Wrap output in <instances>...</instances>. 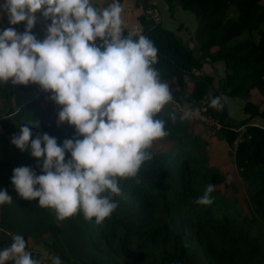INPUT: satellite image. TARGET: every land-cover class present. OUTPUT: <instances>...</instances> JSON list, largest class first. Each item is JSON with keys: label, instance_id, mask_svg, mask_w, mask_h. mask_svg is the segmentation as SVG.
<instances>
[{"label": "trees", "instance_id": "obj_1", "mask_svg": "<svg viewBox=\"0 0 264 264\" xmlns=\"http://www.w3.org/2000/svg\"><path fill=\"white\" fill-rule=\"evenodd\" d=\"M149 1L141 0L144 8L152 6ZM165 2L170 11L179 7L193 12L196 52L145 16L139 18L140 34L123 29V35L148 37L158 49L154 67L161 80L173 81L177 87L173 100L199 111L204 107L220 127L194 119L201 126L195 130L190 120L181 119L184 113L166 105L157 118L167 121L169 134L159 140H171L173 146L156 150L153 143L152 159L142 164L137 176L120 180L121 194L114 196L119 206L113 214L100 224L95 218L86 220L82 213L58 220L53 209L16 192L13 170L27 166L40 175L42 159L37 161L30 149L21 151L11 141L22 124L37 120L39 126L31 129L33 139L47 133L62 144L82 137H77L74 126L56 121L53 107L42 104L52 93L15 107L16 93L32 91L37 84L0 83V190L12 197V203L0 205V250L21 235L26 251L39 264H53L54 257L62 264H264V126L252 123L255 117L264 121V106L251 100L253 89L264 97V0ZM231 9L236 10L235 16H229ZM12 26L25 28L26 22ZM216 62L222 63L223 75L216 78L202 71L205 63ZM224 95L243 99L245 118L230 116ZM214 97L221 98L222 109L210 106ZM170 114H175V121ZM202 130H212L230 147L256 213L242 212L218 187L225 175L211 163L210 135ZM208 184L215 185L213 203L196 204Z\"/></svg>", "mask_w": 264, "mask_h": 264}, {"label": "clouds", "instance_id": "obj_2", "mask_svg": "<svg viewBox=\"0 0 264 264\" xmlns=\"http://www.w3.org/2000/svg\"><path fill=\"white\" fill-rule=\"evenodd\" d=\"M122 11L120 0L103 10L91 0H4L0 5L10 25L26 22L23 33L13 27L0 31V83L40 85L61 106L59 122L74 126L82 137L62 144L47 133L33 139L37 120L22 124L11 141L42 159L40 175L27 166L13 170L16 192L53 209L58 220L82 213L100 224L110 217L119 206L114 196L121 194L120 180L136 177L152 159L153 143L169 134L167 121L157 118L173 100L171 86L154 67L158 49L145 35H123ZM37 12L51 20L42 41L32 34ZM210 106L222 109L221 98H212ZM199 114L186 106L181 119ZM170 119L175 121V114ZM214 190L215 185H206L195 203L211 205ZM5 203L12 197L0 190V205ZM9 261L39 264L21 235L0 250V264ZM53 264L62 262L54 257Z\"/></svg>", "mask_w": 264, "mask_h": 264}, {"label": "rangeland", "instance_id": "obj_3", "mask_svg": "<svg viewBox=\"0 0 264 264\" xmlns=\"http://www.w3.org/2000/svg\"><path fill=\"white\" fill-rule=\"evenodd\" d=\"M161 1V0H160ZM161 3V2H160ZM161 14V25L162 27L172 31L176 32L177 27L181 24V22L184 24L185 27H183L182 32L185 34V40L187 41L186 44L189 48H191L194 52H196V43L194 38V30L196 28V18L191 10H185L181 8H175L173 11H169L168 8H158ZM236 10L231 9L229 12V16H235ZM191 31V32H190ZM190 34L193 36H190ZM214 66H211L210 63H205L202 67V71L207 74H212L217 78V75H223L224 73V67L222 64H215ZM219 69V72L218 70ZM217 72V73H216ZM163 82L168 83L171 86L172 94L174 91H176V85L173 81L170 80H162ZM216 83V82H215ZM192 87L191 83L188 82L187 89L190 90ZM18 93L16 94L14 98V106L18 105L20 101L23 99L25 100V97L23 96L22 99H18ZM225 104L227 105L228 112L231 117H233L236 120H240L245 118V114L242 111L243 106V99L240 97H232L228 95L223 96ZM251 100L260 107L264 106V97L260 94V92L256 89L252 90L251 93ZM42 104L44 106H51V101L44 100L42 101ZM186 103H178L174 100H172L171 103H169V108L171 110H179L181 113H184L186 110ZM57 109H61L60 107ZM56 109V110H57ZM56 110H53V115L56 117ZM193 118L190 119V122L194 124L195 130L201 129V126L198 123H194ZM213 119V118H212ZM200 120V119H199ZM215 120V119H213ZM201 121V120H200ZM252 123L260 124L264 126V121L260 119L259 117H255L252 119ZM208 126L215 127V124L206 122ZM203 135H210L208 136L210 145L208 146L209 153H210V161L214 165H217L219 169L224 173L225 179L223 183L218 185L221 191L227 192L231 197L234 204H236L242 212L247 213L248 215H251L256 213L254 210V206L252 201L247 196V191L245 186L242 183V180H240V176L238 174V169L234 160V156L231 152L230 147L224 142L219 139H216L215 136L212 135V130L210 131H204L202 130ZM154 148L156 150H167L173 146V141L163 139V140H157L154 142ZM234 199V200H233ZM48 264V263H44Z\"/></svg>", "mask_w": 264, "mask_h": 264}, {"label": "crops", "instance_id": "obj_4", "mask_svg": "<svg viewBox=\"0 0 264 264\" xmlns=\"http://www.w3.org/2000/svg\"><path fill=\"white\" fill-rule=\"evenodd\" d=\"M3 2H4V0H0V5H2ZM149 2H150L151 5H154L157 8H168V10H169V7H168L167 3L165 2V0H161V1L160 0H150ZM91 3L98 10H103L104 8H106L110 4H112V2H110L108 0H91ZM121 6H122V9H123V11L121 13V19L123 21L122 28L123 29H128L129 31H131L132 28L135 25H138V26L142 27V24L140 23L139 18H140V16H145V14H144L145 8H144L143 4L141 3V0H122L121 1ZM35 15H36V23H35V25H34V27L32 29V32L34 33V35L36 36V38L38 40L42 41L43 39L46 38V35H47L46 25L50 24L51 20L50 19L49 20H45V18L41 15L40 12H37ZM0 18L6 19V20L9 19V17H8L6 12H0ZM183 27H185V26L181 22V25H179L177 27V29H180V28L181 29L177 30L175 32V34H177L184 42H187L185 40V34L182 32ZM195 30H196V28H195ZM195 30H194V33H195ZM190 36H192V35L190 34ZM191 38H193V36ZM215 64H219L220 65L222 63L216 62V63L212 64L211 66H214V68H218V67H215L216 66ZM217 70L219 72V69H217ZM17 93L19 94L18 95L19 101H20V99H22L23 96L25 97V100L23 99L22 101H20V103L18 105H20L22 102H24L26 100H30V99L35 97L33 91L25 92V91L20 90ZM50 97H51V95L50 96H45L44 100L51 101L53 110H56L59 107L61 108V106L57 105L55 103V101H53ZM17 106L15 105V107H17ZM8 264H12V262L9 261Z\"/></svg>", "mask_w": 264, "mask_h": 264}, {"label": "built area", "instance_id": "obj_5", "mask_svg": "<svg viewBox=\"0 0 264 264\" xmlns=\"http://www.w3.org/2000/svg\"><path fill=\"white\" fill-rule=\"evenodd\" d=\"M144 14H145V17L147 19H150L152 20L154 23L158 24V23H161V14H160V11L159 9L152 5V6H149L147 8H145V11H144ZM9 27H13L15 28V30L18 32V33H23L25 31V28H22V27H14L12 25L9 24L8 20L6 19H3V18H0V31H3L4 29H7ZM131 32L133 33H137V34H140L142 32V27L138 26V25H135ZM32 34L34 35V33L32 32ZM16 87H23L25 85L23 84H20V85H14ZM34 92V95L35 96H40L42 94H46L47 92L44 91L40 85L37 84L36 88H34L32 90ZM61 109H57L55 112H56V121L59 122V119H58V113ZM205 111V108L203 107L201 109V111H199V116L196 117L197 119H200L202 122H208V123H213L215 124V126L217 128L220 127V124L217 122V120H213L210 116L206 115L204 113ZM73 264H83L81 262H74Z\"/></svg>", "mask_w": 264, "mask_h": 264}]
</instances>
